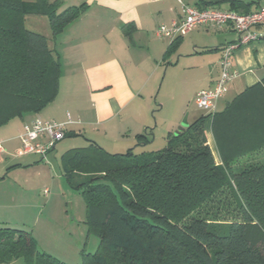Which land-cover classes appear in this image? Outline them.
Wrapping results in <instances>:
<instances>
[{
	"label": "trees",
	"instance_id": "obj_1",
	"mask_svg": "<svg viewBox=\"0 0 264 264\" xmlns=\"http://www.w3.org/2000/svg\"><path fill=\"white\" fill-rule=\"evenodd\" d=\"M60 6L0 0V127L40 113L58 94V55L24 22L45 17L54 40L87 10L83 4L57 14ZM211 118L220 165L206 145L204 117L155 156L133 149L112 155L94 143L63 154L62 177L80 193L98 239L80 264H264V163L256 161L264 154V78ZM148 136L138 135L136 147ZM20 259L66 264L39 251L31 233L0 226V264Z\"/></svg>",
	"mask_w": 264,
	"mask_h": 264
},
{
	"label": "crops",
	"instance_id": "obj_2",
	"mask_svg": "<svg viewBox=\"0 0 264 264\" xmlns=\"http://www.w3.org/2000/svg\"><path fill=\"white\" fill-rule=\"evenodd\" d=\"M59 1L61 6L57 12L83 4L87 10L54 40L50 33L45 37L60 62L58 94L40 113L26 114L0 127V226L12 229L26 228V219H31L33 212L36 216L32 227H36L44 211V227L57 221L58 214L50 201L43 211H39L35 190L31 187L34 180L28 172L42 167L39 163L47 164L48 157L55 155L61 141L43 160L34 154L16 157L15 152L20 146L18 136L24 124L34 119L63 124L65 138L69 137L81 148L94 143L108 153V149H127L134 144L136 147V137L151 131L149 114L152 110L153 86L162 72L163 64L178 54L176 67L180 66L184 73L185 86L195 88L186 101L176 98L172 101L184 102L186 106L196 94L214 85L219 76L221 49L238 39L229 26L199 28L181 37L177 49L166 57L171 43L160 37L157 29L159 26L169 27L172 22L181 19L179 1L196 9L215 8L237 14L254 13L264 7L263 0ZM252 31L264 36V25ZM211 34L215 36L207 37ZM185 46L189 47L188 53L182 52ZM198 59H202L199 65ZM232 68L238 76L228 85L225 96L217 102L215 113L223 111L234 97L264 78V40L236 50L232 57ZM163 74L165 76L166 71ZM201 117H204L206 145L216 165H220L211 133L212 118L204 114ZM197 119L194 118L193 122ZM30 210L33 211L32 216L24 219L23 213L27 214ZM20 218L22 221H19ZM31 235L40 251L52 255L42 243L46 239L34 228ZM10 264L26 263L20 259Z\"/></svg>",
	"mask_w": 264,
	"mask_h": 264
},
{
	"label": "rangeland",
	"instance_id": "obj_3",
	"mask_svg": "<svg viewBox=\"0 0 264 264\" xmlns=\"http://www.w3.org/2000/svg\"><path fill=\"white\" fill-rule=\"evenodd\" d=\"M262 4H264V0ZM62 11L57 12V14ZM24 26L26 30L44 37L50 33L48 20L45 17L35 15L25 16ZM206 36H204L205 40L207 37L215 36V34ZM188 51V46H185L182 50L183 53H188ZM177 55L170 57L163 64L162 72L153 86L152 110L149 114L151 120L149 142L144 146L137 147L134 144L132 148L129 146L127 149H108L109 154H125L129 149H133V152L137 155L155 156L168 146L169 137L173 138L180 135L179 127L184 120L188 124H192L194 118H199L204 114L203 111L195 106L194 99L186 106L184 102L180 104L177 101H172L173 98L186 101V99L190 98L195 88L193 86H185L184 73L180 66L176 67ZM201 60L198 59V65L201 64ZM164 70L166 71L165 76L163 74ZM162 103L164 105L163 109H161ZM60 144L55 155H50L52 152L49 154L47 164L39 163L42 167L28 172L34 180L31 187L35 190L34 196L37 200L36 203L39 211H43L45 204H48L47 202L50 201L52 207L58 213L57 221L51 222L48 227H44V219L42 218L46 215L44 211L39 216V222L36 224V227H32V222L36 215L30 210L29 213H23L22 215L25 219V217L32 216L33 212L32 218L26 219V228L19 226L20 228L18 229L32 233L34 228L46 239L45 241L42 240V243L50 249L52 255L46 254L66 264H80L81 252L93 254L97 249L98 239L94 234L89 233V226L85 222V204L80 193L70 189L62 177L61 157L68 149H79L81 146L73 143L69 137L61 141ZM61 146L64 148L62 149ZM256 161L264 163V154L261 157L259 156ZM45 189L49 191L47 197L43 194ZM193 217H196V215L193 214ZM19 221H22L21 218Z\"/></svg>",
	"mask_w": 264,
	"mask_h": 264
},
{
	"label": "built area",
	"instance_id": "obj_4",
	"mask_svg": "<svg viewBox=\"0 0 264 264\" xmlns=\"http://www.w3.org/2000/svg\"><path fill=\"white\" fill-rule=\"evenodd\" d=\"M182 17L174 21L169 27L159 26L157 34L172 43L192 30L199 28L218 29L229 26L237 35L238 39L221 49L219 60V76L214 85L207 90L196 94L195 106L203 111L205 116L211 117L216 111L217 102L227 92L228 85L238 76L232 68V57L236 50L242 46L254 43L262 39L263 35L253 32L252 29L264 25V7L250 14H237L222 11L215 8L196 9L179 1ZM66 136L64 125L52 121L34 119L22 126L18 136L20 146L15 152L16 157L26 155H38L43 159L54 149L55 145ZM1 151V147H0ZM45 197L49 191H43Z\"/></svg>",
	"mask_w": 264,
	"mask_h": 264
},
{
	"label": "water",
	"instance_id": "obj_5",
	"mask_svg": "<svg viewBox=\"0 0 264 264\" xmlns=\"http://www.w3.org/2000/svg\"><path fill=\"white\" fill-rule=\"evenodd\" d=\"M188 123H187V121L186 120H184L183 122H182V124H181V126L179 127V132H180V134L182 133V132H184L187 128H188Z\"/></svg>",
	"mask_w": 264,
	"mask_h": 264
}]
</instances>
